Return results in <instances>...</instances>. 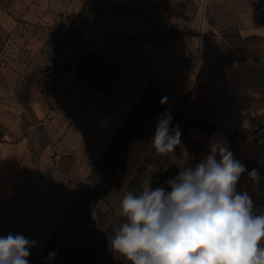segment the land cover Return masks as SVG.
Listing matches in <instances>:
<instances>
[{"label":"rangeland","instance_id":"rangeland-1","mask_svg":"<svg viewBox=\"0 0 264 264\" xmlns=\"http://www.w3.org/2000/svg\"><path fill=\"white\" fill-rule=\"evenodd\" d=\"M83 2L67 22V1L47 2L52 23L29 60L51 110L33 160L53 211L71 230L102 231L101 257L127 264L108 242L124 193L149 177L170 191L166 181L199 163L212 140L245 168L237 191L264 205V178H249L254 169L264 177V0ZM166 111L181 144L160 156L150 144Z\"/></svg>","mask_w":264,"mask_h":264},{"label":"clouds","instance_id":"clouds-1","mask_svg":"<svg viewBox=\"0 0 264 264\" xmlns=\"http://www.w3.org/2000/svg\"><path fill=\"white\" fill-rule=\"evenodd\" d=\"M171 121L170 111L158 117L150 147L160 156L181 144L179 125L170 127ZM244 172L227 142L212 140L199 163L166 181L170 191L153 189L149 177L124 193L111 250L127 264H264V205L237 191ZM249 178L259 184L264 177L254 169ZM36 243L19 233L0 236V264H29Z\"/></svg>","mask_w":264,"mask_h":264},{"label":"crops","instance_id":"crops-1","mask_svg":"<svg viewBox=\"0 0 264 264\" xmlns=\"http://www.w3.org/2000/svg\"><path fill=\"white\" fill-rule=\"evenodd\" d=\"M66 1L64 22L84 6L83 0ZM47 2L0 0V236L19 233L36 241L29 264H115L101 257L102 231L86 222L71 230L62 210L52 209L48 179L37 177L35 134L51 110L29 60ZM50 252L57 255L48 259Z\"/></svg>","mask_w":264,"mask_h":264},{"label":"built area","instance_id":"built-area-1","mask_svg":"<svg viewBox=\"0 0 264 264\" xmlns=\"http://www.w3.org/2000/svg\"><path fill=\"white\" fill-rule=\"evenodd\" d=\"M52 15L45 9H41L39 19L37 21V26L41 29H48L52 23Z\"/></svg>","mask_w":264,"mask_h":264}]
</instances>
